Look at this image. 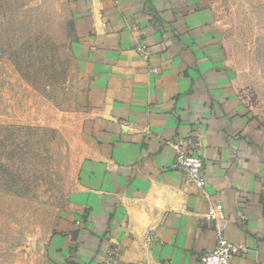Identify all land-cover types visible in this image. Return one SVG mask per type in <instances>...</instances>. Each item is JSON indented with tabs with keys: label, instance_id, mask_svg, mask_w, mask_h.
Returning <instances> with one entry per match:
<instances>
[{
	"label": "crops",
	"instance_id": "obj_1",
	"mask_svg": "<svg viewBox=\"0 0 264 264\" xmlns=\"http://www.w3.org/2000/svg\"><path fill=\"white\" fill-rule=\"evenodd\" d=\"M61 1L77 32L83 155L46 264H100L111 249L117 264H201L218 202L230 264H264V120L239 97L211 0ZM189 137L204 188L172 167Z\"/></svg>",
	"mask_w": 264,
	"mask_h": 264
},
{
	"label": "rangeland",
	"instance_id": "obj_2",
	"mask_svg": "<svg viewBox=\"0 0 264 264\" xmlns=\"http://www.w3.org/2000/svg\"><path fill=\"white\" fill-rule=\"evenodd\" d=\"M239 97L264 120V0H211ZM75 21L61 0H0V264H46L83 155Z\"/></svg>",
	"mask_w": 264,
	"mask_h": 264
},
{
	"label": "built area",
	"instance_id": "obj_3",
	"mask_svg": "<svg viewBox=\"0 0 264 264\" xmlns=\"http://www.w3.org/2000/svg\"><path fill=\"white\" fill-rule=\"evenodd\" d=\"M144 57L147 58L148 54L145 53ZM172 167L179 170L187 182L198 188H204L207 183L205 159L199 143L194 137H189L176 146V156ZM206 218L214 225L216 243L213 249L200 256L201 264H230L237 246L226 236L224 222L227 220V216L222 203L210 204ZM148 238L151 239V236ZM118 257V251L111 249L100 264H117Z\"/></svg>",
	"mask_w": 264,
	"mask_h": 264
}]
</instances>
